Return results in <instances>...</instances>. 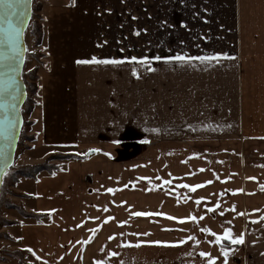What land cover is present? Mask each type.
<instances>
[{"label":"crops","instance_id":"1","mask_svg":"<svg viewBox=\"0 0 264 264\" xmlns=\"http://www.w3.org/2000/svg\"><path fill=\"white\" fill-rule=\"evenodd\" d=\"M41 16L35 141L23 164L73 158L18 183L26 211L41 219L19 220L3 245L32 264H207L200 251L225 264L201 229L229 228L244 241L228 248L226 264H264V0H47ZM218 53L226 55L77 63ZM190 215L203 219L180 222ZM188 236L200 243L118 247ZM108 251L120 255L109 262Z\"/></svg>","mask_w":264,"mask_h":264},{"label":"snow or ice","instance_id":"2","mask_svg":"<svg viewBox=\"0 0 264 264\" xmlns=\"http://www.w3.org/2000/svg\"><path fill=\"white\" fill-rule=\"evenodd\" d=\"M31 3V0H0V141H9V147H10V140L11 136L15 132V127L18 122V117L15 115V93H16V80H15V74L17 73L18 64L23 60V53L25 49L21 47L20 44V37H21V29L25 26V16L27 15V12L24 10L26 6H28ZM135 19V17H133ZM166 23V22H163ZM186 27L185 25H182ZM136 35H139V32L137 31L135 33ZM222 55L226 54H215V55H206L201 57H188L186 55L176 54L172 56L167 57H160V56H154L151 57V59L147 56L145 57H129L124 58L123 60H117V59H97L96 57H92L91 60H79L77 63H97V64H119L123 63L124 60H127L128 62H136L142 65H149L151 63V60L159 61L161 59L165 61H180L184 62L185 60H192V59H199V60H218ZM152 70V69H149ZM132 75L138 77V73L135 68L132 69ZM153 131H156V129H153ZM91 151H100L99 149H92ZM6 154L4 151L3 144L0 143V158H5ZM4 173L0 171V183L3 182L2 177ZM142 179H149V178H142ZM162 179V178H157ZM249 179H255L254 177H250ZM170 180H165L164 184H170ZM207 183H211V181H208ZM202 185H188L183 184L180 185V187L190 189L191 191H195L197 188L201 187ZM262 190H264V185H261ZM107 191L109 193L113 192L114 190L112 188H108ZM240 191V190H235ZM223 195V193H221ZM179 199V197H178ZM204 197L198 198L195 202L196 204H200L202 200H204ZM215 207H219V201H217V204ZM54 211V210H53ZM104 211H107V208H104ZM214 208H207V212H213ZM231 211H235V206L231 209ZM259 211V210H254ZM223 215V213H220ZM134 216H147L149 213L146 212H135L132 213ZM160 215H164L163 213H160ZM237 215H244V213H237ZM168 219L176 220L177 217H167ZM113 219V217H107L106 220ZM180 222L183 223L184 220H191L193 222H196L198 219H203V217L197 218L194 215H190L185 218H179ZM261 219H264V217H261ZM121 224L126 223L125 221H121ZM91 231V230H90ZM201 232H210L212 236L215 237V243L221 244V241L227 240L231 244H241L244 241L243 234L233 237L231 233V229L226 228L222 235H219L215 232H211L210 229L202 228ZM116 234H113L112 236L108 237L109 240H112L115 238ZM121 236L124 234L121 233ZM140 235V234H136ZM144 235H147V233H144ZM19 239V238H18ZM194 241L196 245L200 243L199 240L196 239L195 236H188L185 239H181L174 244H169V242H161V241H138L135 244L132 242H122L120 247H137L139 248L141 244L147 243V244H165L168 246H176V245H183L186 243V241ZM86 243L85 241H78V243ZM29 252H31L37 260L41 259L39 256H36L33 249L28 248ZM221 252L225 257V264L227 261V256L229 253V249L221 246ZM105 248H101V252H104ZM120 253H117L115 251H108L107 256L109 258L117 257ZM186 255H192V253H186ZM199 257L207 258V264H215L216 257H213L209 252L200 251ZM94 264H107V260L105 259H96L94 260ZM120 264H124L123 261H120Z\"/></svg>","mask_w":264,"mask_h":264},{"label":"rangeland","instance_id":"3","mask_svg":"<svg viewBox=\"0 0 264 264\" xmlns=\"http://www.w3.org/2000/svg\"><path fill=\"white\" fill-rule=\"evenodd\" d=\"M32 18L28 30L25 33L26 43V61L23 69V73L26 74L27 85L29 91H27L26 105L21 109L23 126L21 130V136L18 142L17 151L14 159V164L7 171L5 175L1 190H0V264H32L29 260L30 257L25 252L13 251L10 248L4 246V242L10 244L12 239L7 233L9 227H13L19 223L21 219H28L30 213L25 209L26 196L17 189V185L13 175L16 171L23 167L32 166L30 164H23V156L32 149V144L35 141V135L33 131V121L30 120V114L35 108L36 98L34 94V86L36 84V75L40 68L44 66V55L40 47L36 44V32L37 28L42 24L41 10L43 6L42 0H32ZM23 79V76H22ZM68 155L63 153H53L46 161L49 162V166L59 167L61 162L67 161ZM174 237V236H172ZM120 248V246L118 245ZM6 248V249H5ZM133 253L130 254L132 256ZM114 258H109V262Z\"/></svg>","mask_w":264,"mask_h":264},{"label":"water","instance_id":"4","mask_svg":"<svg viewBox=\"0 0 264 264\" xmlns=\"http://www.w3.org/2000/svg\"><path fill=\"white\" fill-rule=\"evenodd\" d=\"M32 0L31 3L26 6L24 9L27 12V15L25 16V26L21 29V37H20V44L23 49H25L23 53V60L18 64L17 68V73L15 74V80H16V93H15V115L18 117V122L15 127V132L11 136L10 140V147H9V141H0V143L3 144L4 151L6 154L5 158H0V171H2L5 175V173L12 167L14 164V159L17 151V146L18 142L21 136V130L23 126V118H22V113L21 109L24 106L26 99H27V87L25 82L22 79L23 76V69L26 61V43H25V33L28 30L30 21L32 19ZM92 152H89L91 154ZM3 175V176H4ZM3 179V177H2ZM1 185L0 183V190H1Z\"/></svg>","mask_w":264,"mask_h":264},{"label":"trees","instance_id":"5","mask_svg":"<svg viewBox=\"0 0 264 264\" xmlns=\"http://www.w3.org/2000/svg\"><path fill=\"white\" fill-rule=\"evenodd\" d=\"M42 1H43V5H44V3L47 0H42ZM42 8H43V6H42ZM41 19L43 21L42 17H41ZM32 21H33V18H32ZM29 29H30V27H29ZM36 30H37V32H36L35 42L39 47H41L42 43H43V23ZM26 79H27V76H26V74L23 73V81L26 84L27 91H29V89H28L29 86L27 85ZM35 79H36V84L34 86V94H35V96H37V94L39 92V71H38V74L36 75ZM24 105H26V103ZM32 112H31V114H32ZM71 158H73V156L68 155L67 159H71ZM59 170H60V166L59 167L49 166V162L45 161L42 164L23 167L22 169L16 171L15 174L13 175V177H14L16 184H18L21 182L22 179L37 180L38 176L43 172H47L49 174H54L55 172H57ZM6 174H7V172L5 173V175ZM5 175L3 176V179H4ZM26 218H31V219H35L36 221H39L41 219V216L29 214L28 216H26ZM220 245L223 247H226V248L238 246L237 244L233 245V244H231L227 241H224V240L221 241Z\"/></svg>","mask_w":264,"mask_h":264}]
</instances>
